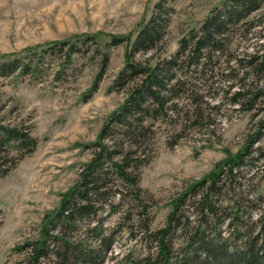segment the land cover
<instances>
[{"label": "rangeland", "instance_id": "1", "mask_svg": "<svg viewBox=\"0 0 264 264\" xmlns=\"http://www.w3.org/2000/svg\"><path fill=\"white\" fill-rule=\"evenodd\" d=\"M156 1L0 0V56L83 32L95 33L102 43L110 34L134 32L159 7L160 38L133 56L154 61L171 54L179 37L197 27L221 0H163L160 6ZM262 3L240 21L225 26L220 34L222 49L212 53L206 63L180 68L184 91L179 102L184 103L183 108L199 105L202 120L191 124L180 115L154 118V131L145 136L144 146L151 156L137 168L141 199L135 202L131 194H126L118 202V195L112 194L106 202H97L95 212L75 220L69 230L73 243L81 240L88 246L100 234L111 238L103 252L98 251L94 264H142L141 256L153 245L143 233V221L148 220L150 227L163 224L172 198L191 180L241 148L255 128L262 109L252 114L256 107L246 110L231 102L228 89L237 84H228L249 79L242 77L243 68L234 57L264 42V0ZM87 46L88 43L82 45L64 64L61 51L46 49L42 72L34 76L0 74V120L24 126L36 138L31 150H13V155L9 154L13 164L0 175V264H24L26 251L16 250L14 245L38 236L43 216L58 206L61 195L78 177L80 163L92 154V146L87 143L96 138L107 114L128 91L126 86L116 88L113 84L125 62V42L106 46L108 57L95 86L102 54L100 50L91 51L94 43ZM256 77L264 83V74ZM176 130L181 136L177 137ZM261 135L255 142L264 145V127ZM173 139L175 142L168 144ZM262 159L252 158L251 163L242 165L231 188L225 189V196H230L234 186L238 194L247 192L252 196L254 191H264ZM190 196L182 209L194 221L196 213L189 203ZM143 204L145 211L140 209ZM257 212L252 209L253 216ZM210 225L206 227L210 229ZM218 225L227 234L226 223ZM182 232L189 234L191 228ZM74 258L60 262L58 254L51 252L39 264H88Z\"/></svg>", "mask_w": 264, "mask_h": 264}, {"label": "trees", "instance_id": "2", "mask_svg": "<svg viewBox=\"0 0 264 264\" xmlns=\"http://www.w3.org/2000/svg\"><path fill=\"white\" fill-rule=\"evenodd\" d=\"M162 1L155 4L160 6ZM262 2L221 0L209 9L197 27L179 37L171 54L154 61H141L133 56L135 51L152 47L160 38L162 18L159 17V7L134 32L110 34L102 43L95 33L83 32L52 38L39 46L0 56V74L34 76L42 72L46 49L61 51L64 64V60H69L74 52L83 48L82 45L88 43L87 47H90L94 43L91 51L100 50L102 54V63L92 85L95 86L108 57L106 46L122 41L126 44L125 62L115 74L113 84L116 88L126 86L128 91L122 102L107 114L96 138L87 143V146H92V154L80 163L78 177L61 195L58 206L43 216L38 236L14 245L16 250L26 251L24 264H39L51 252L58 254L60 262H67L70 256L88 264L97 262L96 255L107 247L110 236L96 232L100 235L94 244L85 246L81 240L73 243L69 230L75 225V220L95 212L99 205L97 202L107 201L112 194L118 195V202H122L126 194H131L135 202L141 199L137 168L151 156L144 146L145 136L154 131L151 127L154 118L180 115L191 124H199L202 120L199 105L194 103L183 108L184 103L179 102L184 91L180 68L206 63L212 53L222 49L220 34L225 26L240 21ZM234 59L243 68L242 77L249 79L234 81L233 84L229 82V86L237 84L228 89L230 101L246 110L256 107L252 114L262 109V114L257 117L255 128L248 133L241 148L224 157L216 167L191 180L182 192L172 198L163 224L150 227L148 220L143 221V233L153 245L141 256L139 261L142 264H264V191H254L250 196L247 192L236 193L234 186L230 196H225V189L231 188L242 165L251 163L252 158H264V145L255 142L261 139L264 127V83H259L256 77L264 74V42ZM59 70L55 71L56 75ZM176 132L177 137L181 136L180 131ZM173 142L175 139L168 144ZM35 143L36 138L24 126L0 120V175L13 164L10 160L13 150L29 151ZM260 165L264 174L263 159ZM188 195H191L189 203L196 213L194 221H190L192 218L189 219L182 209ZM253 208L258 210L255 216ZM140 209L145 211L146 205ZM221 223H226L227 234H223L222 227L218 225ZM207 225L212 227L208 229ZM186 227L191 228L189 234L182 232ZM175 242L180 243L176 245Z\"/></svg>", "mask_w": 264, "mask_h": 264}]
</instances>
